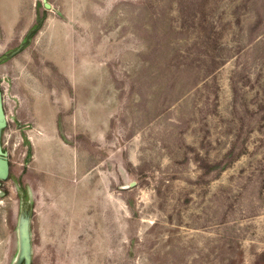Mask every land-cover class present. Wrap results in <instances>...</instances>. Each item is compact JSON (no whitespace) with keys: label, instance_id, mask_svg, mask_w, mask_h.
Masks as SVG:
<instances>
[{"label":"rangeland","instance_id":"rangeland-1","mask_svg":"<svg viewBox=\"0 0 264 264\" xmlns=\"http://www.w3.org/2000/svg\"><path fill=\"white\" fill-rule=\"evenodd\" d=\"M0 264H264V0H0Z\"/></svg>","mask_w":264,"mask_h":264}]
</instances>
